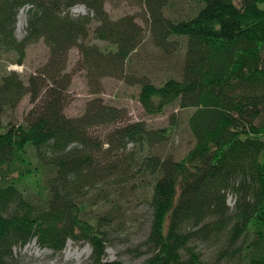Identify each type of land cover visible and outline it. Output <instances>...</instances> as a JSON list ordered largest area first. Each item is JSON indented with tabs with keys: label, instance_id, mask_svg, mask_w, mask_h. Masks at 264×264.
I'll use <instances>...</instances> for the list:
<instances>
[{
	"label": "trees",
	"instance_id": "16d2710c",
	"mask_svg": "<svg viewBox=\"0 0 264 264\" xmlns=\"http://www.w3.org/2000/svg\"><path fill=\"white\" fill-rule=\"evenodd\" d=\"M108 1L0 0V264H22L16 249L34 241L62 253L69 240L90 244L88 264H131L107 249L137 223L145 235L128 250L139 264H264V0H143L147 31ZM78 5L88 13L74 16ZM148 34L172 62L162 70L134 63ZM40 42L49 59L26 82L8 66ZM76 72L94 98L75 118L65 111ZM107 78L139 87L148 115L191 111L184 158L162 153L175 116L159 129L133 122L101 98ZM26 97L33 107L14 122ZM99 128L112 129L106 141Z\"/></svg>",
	"mask_w": 264,
	"mask_h": 264
},
{
	"label": "rangeland",
	"instance_id": "374dc122",
	"mask_svg": "<svg viewBox=\"0 0 264 264\" xmlns=\"http://www.w3.org/2000/svg\"><path fill=\"white\" fill-rule=\"evenodd\" d=\"M179 8V6H177ZM29 8H25L20 11L17 24V36L22 39L25 36V29L27 25V12ZM109 13L115 18H120L126 15H134L137 21L142 24L146 31L148 27V16L143 8V0H109L107 4ZM74 16L85 15L88 13L87 8L83 5H78L71 10ZM177 11H172L173 16H177ZM150 36H146V42L144 48L137 56H134V63L142 64L145 68H156L162 70L164 66L171 65L170 59H166L163 53L159 50L153 49L150 46ZM92 44H101L92 39ZM80 57L78 49H73L70 53L69 71L73 70L77 66V62ZM49 59V49L43 43L34 44L29 47L28 54L24 65H9V70L17 71L22 75L27 82V78L30 74L36 72L41 66H43ZM137 59V61H136ZM7 62L0 59V76L3 74ZM137 67V66H136ZM138 68V67H137ZM165 72L160 71L156 75L161 77ZM139 87L129 86L124 84L120 80L107 78L104 80V90L101 98L109 105L125 108L129 112V117L133 122H145L149 127L159 129L167 127L171 124V118L177 120V126L170 139L162 148L163 154H171L174 159L181 160L186 156L188 151L193 147L195 140L190 131L188 124V114L190 110H180L177 106H171L160 115H148L145 113L142 105L138 100ZM94 98V95L90 93L87 80L84 72H76L74 75L73 84L68 93V105L66 107V115L69 117H79L84 111L87 103ZM33 107L29 97H26L19 108L11 114V119L14 122H22L25 115ZM93 137L99 141H106L112 134V129L99 128L92 131ZM109 148V145H105V149ZM133 147H128L131 150ZM228 203L231 207L235 204V197L229 196ZM147 212V208H142V211ZM134 206L131 207V214L136 212ZM130 213H128L129 215ZM141 214V213H140ZM143 214V213H142ZM138 216H140L138 214ZM141 217V216H140ZM139 226L134 227L135 231L128 227V233L126 234L131 241L117 240L115 244L108 246L107 260L115 261L121 260L126 263L139 264L141 259H137L128 250L129 245H134L139 242L145 235L144 228ZM136 232V233H135ZM199 250L204 254L205 259H208L212 250L205 244L199 245ZM92 248L88 243H78L73 240L67 242L66 248L62 253H55L53 250L41 247L37 241L32 242L25 248L16 249V256L22 264H88L90 261Z\"/></svg>",
	"mask_w": 264,
	"mask_h": 264
}]
</instances>
